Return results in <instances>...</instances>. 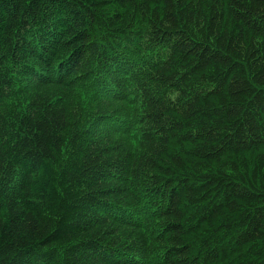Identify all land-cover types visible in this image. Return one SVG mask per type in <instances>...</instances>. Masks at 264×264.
I'll use <instances>...</instances> for the list:
<instances>
[{
	"label": "trees",
	"instance_id": "trees-1",
	"mask_svg": "<svg viewBox=\"0 0 264 264\" xmlns=\"http://www.w3.org/2000/svg\"><path fill=\"white\" fill-rule=\"evenodd\" d=\"M0 264H264V0H0Z\"/></svg>",
	"mask_w": 264,
	"mask_h": 264
}]
</instances>
